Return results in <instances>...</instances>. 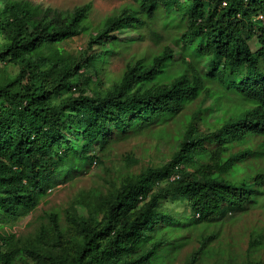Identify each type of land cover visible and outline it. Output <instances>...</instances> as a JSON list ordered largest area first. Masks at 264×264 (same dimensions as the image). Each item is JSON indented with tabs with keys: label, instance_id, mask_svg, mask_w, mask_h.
Wrapping results in <instances>:
<instances>
[{
	"label": "trees",
	"instance_id": "16d2710c",
	"mask_svg": "<svg viewBox=\"0 0 264 264\" xmlns=\"http://www.w3.org/2000/svg\"><path fill=\"white\" fill-rule=\"evenodd\" d=\"M90 12L91 4L63 16L0 0V63L19 68L0 83V229L96 164L113 136L169 123L202 93L252 109L206 133L190 117L166 164L125 180L87 217L67 212L65 230L52 215L51 233L42 228L27 243L0 233V264H166L179 242L168 235L181 224L163 203L184 201L195 224L215 225L264 197V174L228 177L264 156V0H135L89 36L84 52H63L61 43L87 31ZM145 36L166 47L108 77L110 58Z\"/></svg>",
	"mask_w": 264,
	"mask_h": 264
},
{
	"label": "rangeland",
	"instance_id": "374dc122",
	"mask_svg": "<svg viewBox=\"0 0 264 264\" xmlns=\"http://www.w3.org/2000/svg\"><path fill=\"white\" fill-rule=\"evenodd\" d=\"M24 1L63 16L71 14L75 8L91 4V12L85 24L87 31L59 45L63 52L74 57L87 49L89 36L99 31L107 18L118 16L123 9L135 6V0ZM164 47L165 44L156 46L155 41L145 36L142 41L130 45L128 50L111 57L106 74L117 80L133 58L160 54ZM18 71L19 68L13 64L0 63V83L13 80ZM220 96L211 89L189 103L169 123L154 127L139 136L131 135L122 141L113 136L103 152L97 153L96 164L71 181L60 183L49 190L33 210L16 222L1 224L0 233L14 235L15 240L27 243L42 228L51 233L52 215L58 217L60 228L65 230L69 219L67 212L74 211L78 217H87L88 206L93 209L100 197L111 195L125 180L149 168L166 164L177 151L190 117L197 115L200 119L197 122L199 131L206 133L219 129L226 121L252 109L250 103L235 96ZM261 142L263 140L255 141L257 145ZM240 148L235 147L234 152ZM256 174H264V156L238 164L228 177L246 181ZM162 207L181 224L168 235L170 239L179 242L175 243L166 264H189L195 254V264H264V197L250 209L228 213L221 223L215 225L195 224L184 201L163 203ZM253 239L259 241L257 245H252Z\"/></svg>",
	"mask_w": 264,
	"mask_h": 264
},
{
	"label": "built area",
	"instance_id": "2783aa9c",
	"mask_svg": "<svg viewBox=\"0 0 264 264\" xmlns=\"http://www.w3.org/2000/svg\"><path fill=\"white\" fill-rule=\"evenodd\" d=\"M93 164H95V163H93Z\"/></svg>",
	"mask_w": 264,
	"mask_h": 264
}]
</instances>
